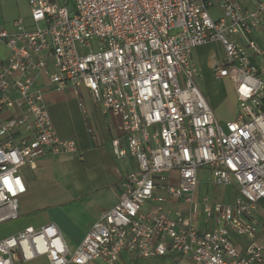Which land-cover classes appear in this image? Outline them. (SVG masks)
Instances as JSON below:
<instances>
[{"label": "built area", "instance_id": "1", "mask_svg": "<svg viewBox=\"0 0 264 264\" xmlns=\"http://www.w3.org/2000/svg\"><path fill=\"white\" fill-rule=\"evenodd\" d=\"M32 29L0 23V224L15 220L26 187L21 169L74 155L44 104L48 88L87 90L120 120L117 159L135 170L117 204L73 252L58 228H25L0 240V264H118L171 257L175 264H259L255 210L264 201V0H27ZM218 8L212 19L209 11ZM218 41L212 67L236 96L234 120L219 123L196 85L195 48ZM79 106L83 103L79 100ZM221 194L198 193L199 172ZM7 179L8 183H5ZM243 239L242 247L236 239Z\"/></svg>", "mask_w": 264, "mask_h": 264}, {"label": "crops", "instance_id": "2", "mask_svg": "<svg viewBox=\"0 0 264 264\" xmlns=\"http://www.w3.org/2000/svg\"><path fill=\"white\" fill-rule=\"evenodd\" d=\"M5 19L4 13L0 11L1 27L7 32H13V22L10 24ZM24 27L32 29L31 21ZM192 60L199 71L197 78L202 77L207 86V94L202 93L216 120L219 123L234 120L237 105L233 89L229 99L232 105L229 109L223 105L228 101L224 87L230 82L227 79H216L212 74V67L225 61L220 43L212 41L195 48ZM36 88L44 92V104L56 135L74 141L77 153L42 157L36 160L35 171L28 167L21 169L26 192L19 198L17 218L0 229V240L25 228L38 230L53 224L60 231L68 250L73 252L92 224L117 204L121 182L128 173L135 170L136 163L130 156L123 159L114 156L111 142L116 139L125 144V136L119 129L120 120L102 112L87 90H79L78 95L70 86L52 90L44 79L36 83ZM79 100L83 108L79 106ZM218 197H224L227 201L229 195L220 194ZM255 216L258 220L256 240L263 249L259 264H264L262 202L256 206ZM235 241L241 247L244 244L243 239L237 238ZM171 259L175 264L174 259ZM135 260L146 259H132L123 255L118 264Z\"/></svg>", "mask_w": 264, "mask_h": 264}, {"label": "rangeland", "instance_id": "3", "mask_svg": "<svg viewBox=\"0 0 264 264\" xmlns=\"http://www.w3.org/2000/svg\"><path fill=\"white\" fill-rule=\"evenodd\" d=\"M0 11L4 13V16L6 17L5 21L7 22L9 20L10 24L17 19H22L24 26H28L30 24L29 7L27 4V0H0ZM209 14L211 18L215 20L219 17L220 12L218 8H213L209 11ZM6 54H7V50L5 46L0 44V58H3ZM197 65L199 64L197 63ZM203 80L204 79L202 77L197 78L196 85L201 92H203L204 94H207V86ZM224 89H226L225 93L227 95L228 101H226V103L223 105L224 107H227L229 109L230 105H232L231 101L229 100L232 95L231 94L232 86L230 84L226 85ZM221 124H224V122H222ZM199 174H200L199 183L197 185L198 193L203 194L207 192L214 200H219V197H218L219 189L216 186H212V185L206 186L207 184L206 176L205 177L203 176L204 175L203 171H200ZM262 203L264 204V201ZM10 222L11 221L0 224V229L5 227ZM16 264H23V263L18 262ZM27 264H47V263L45 261V258H38ZM124 264H174V263L172 259L169 257H164V258L155 257V258H149L146 260L128 261Z\"/></svg>", "mask_w": 264, "mask_h": 264}, {"label": "snow or ice", "instance_id": "4", "mask_svg": "<svg viewBox=\"0 0 264 264\" xmlns=\"http://www.w3.org/2000/svg\"><path fill=\"white\" fill-rule=\"evenodd\" d=\"M5 183H6V184L8 183L7 179H5Z\"/></svg>", "mask_w": 264, "mask_h": 264}]
</instances>
